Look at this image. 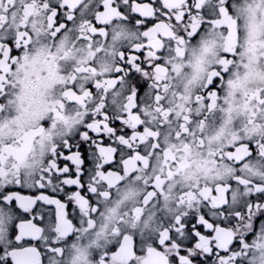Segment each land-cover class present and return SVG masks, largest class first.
I'll return each mask as SVG.
<instances>
[{
  "label": "snow or ice",
  "instance_id": "6c2138e0",
  "mask_svg": "<svg viewBox=\"0 0 264 264\" xmlns=\"http://www.w3.org/2000/svg\"><path fill=\"white\" fill-rule=\"evenodd\" d=\"M0 264H264V0H0Z\"/></svg>",
  "mask_w": 264,
  "mask_h": 264
}]
</instances>
